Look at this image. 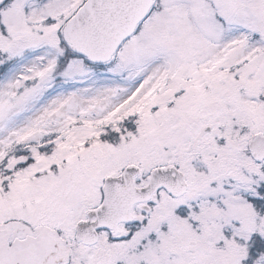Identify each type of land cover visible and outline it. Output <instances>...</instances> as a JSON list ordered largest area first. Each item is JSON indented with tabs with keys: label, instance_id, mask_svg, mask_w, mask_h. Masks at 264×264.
Here are the masks:
<instances>
[{
	"label": "snow or ice",
	"instance_id": "snow-or-ice-1",
	"mask_svg": "<svg viewBox=\"0 0 264 264\" xmlns=\"http://www.w3.org/2000/svg\"><path fill=\"white\" fill-rule=\"evenodd\" d=\"M0 264H264V0H0Z\"/></svg>",
	"mask_w": 264,
	"mask_h": 264
}]
</instances>
